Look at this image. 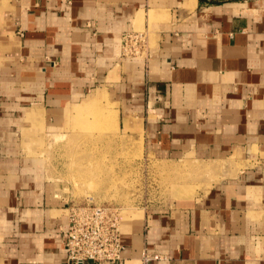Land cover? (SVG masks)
<instances>
[{
    "label": "crops",
    "instance_id": "1",
    "mask_svg": "<svg viewBox=\"0 0 264 264\" xmlns=\"http://www.w3.org/2000/svg\"><path fill=\"white\" fill-rule=\"evenodd\" d=\"M149 26L150 56H124ZM93 95L204 174L126 218L121 264H264V0H0V264H68V196L35 140Z\"/></svg>",
    "mask_w": 264,
    "mask_h": 264
},
{
    "label": "rangeland",
    "instance_id": "2",
    "mask_svg": "<svg viewBox=\"0 0 264 264\" xmlns=\"http://www.w3.org/2000/svg\"><path fill=\"white\" fill-rule=\"evenodd\" d=\"M67 108L55 133L47 126L35 141L47 173L68 196V208L86 200L120 206L123 227L138 209L191 195L193 182L204 175L188 162L156 160L143 135L121 128L115 105L104 96Z\"/></svg>",
    "mask_w": 264,
    "mask_h": 264
},
{
    "label": "built area",
    "instance_id": "3",
    "mask_svg": "<svg viewBox=\"0 0 264 264\" xmlns=\"http://www.w3.org/2000/svg\"><path fill=\"white\" fill-rule=\"evenodd\" d=\"M149 30H132L122 34V54L129 57L150 56ZM63 243L68 264H121L122 208L117 205L86 200L69 206L68 223L63 229ZM152 259L146 251L144 264Z\"/></svg>",
    "mask_w": 264,
    "mask_h": 264
},
{
    "label": "bare ground",
    "instance_id": "4",
    "mask_svg": "<svg viewBox=\"0 0 264 264\" xmlns=\"http://www.w3.org/2000/svg\"><path fill=\"white\" fill-rule=\"evenodd\" d=\"M69 107H70V106H69ZM68 109H69V108H67V112H68ZM69 110H70V109H69ZM68 115H69V114H68ZM128 125H129V124H128ZM132 127H133V126H132ZM190 194H193V193H190ZM188 196H190V195H188Z\"/></svg>",
    "mask_w": 264,
    "mask_h": 264
}]
</instances>
